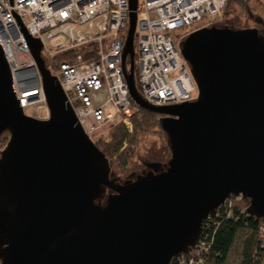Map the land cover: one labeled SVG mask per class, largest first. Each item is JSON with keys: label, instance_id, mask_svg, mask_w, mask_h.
Wrapping results in <instances>:
<instances>
[{"label": "water", "instance_id": "95a60500", "mask_svg": "<svg viewBox=\"0 0 264 264\" xmlns=\"http://www.w3.org/2000/svg\"><path fill=\"white\" fill-rule=\"evenodd\" d=\"M138 0L122 51L130 97L159 114L170 158L125 180L83 130L58 78L25 31L49 109L23 112L0 47V264H168L195 246L229 196L264 218V30L202 26L179 43L197 97L154 106L134 79ZM245 9L246 0H243ZM128 59V70L126 60Z\"/></svg>", "mask_w": 264, "mask_h": 264}, {"label": "built area", "instance_id": "2783aa9c", "mask_svg": "<svg viewBox=\"0 0 264 264\" xmlns=\"http://www.w3.org/2000/svg\"><path fill=\"white\" fill-rule=\"evenodd\" d=\"M225 3L141 0L139 6L137 1L134 79L143 99L163 106L197 97L190 66L180 51L179 31L215 17ZM128 13V0H0V47L23 111L32 109L40 119L49 116L26 31L40 40L41 57L58 78L77 121L90 137L115 118L124 121L133 115L139 106L130 97L122 66ZM63 53L68 57L55 59ZM210 218L204 220L195 246L172 257L168 264H194V257L207 249L205 229ZM259 230L264 237L263 219Z\"/></svg>", "mask_w": 264, "mask_h": 264}, {"label": "trees", "instance_id": "16d2710c", "mask_svg": "<svg viewBox=\"0 0 264 264\" xmlns=\"http://www.w3.org/2000/svg\"><path fill=\"white\" fill-rule=\"evenodd\" d=\"M231 1L243 3V0L226 2ZM66 54L68 53L57 54L55 59H65L68 57ZM139 93L141 94L140 90ZM156 118L157 113L139 108L131 116L134 127L132 134L116 126L106 134L100 135L94 143L106 157L114 158L123 165L130 156L134 135L138 132H148L157 126ZM124 141L128 142V146L122 149ZM227 201L209 219L205 229L208 246L194 259V264H227L236 244L239 246L240 264H264V237L259 230L262 219L244 213L246 206L240 207L236 202L227 206L229 204Z\"/></svg>", "mask_w": 264, "mask_h": 264}, {"label": "rangeland", "instance_id": "374dc122", "mask_svg": "<svg viewBox=\"0 0 264 264\" xmlns=\"http://www.w3.org/2000/svg\"><path fill=\"white\" fill-rule=\"evenodd\" d=\"M227 1V0H226ZM141 0H138V5L140 6ZM246 6L249 12L245 9L243 3H230L226 2L218 15L201 21L200 23L194 24L191 27H185L179 31L178 37H184L189 32L200 28L202 26H208L214 24L216 26L222 27L227 26L233 29H243L248 27H253L259 31L264 30V0H246ZM176 34V31L173 32ZM47 64L46 60L44 61ZM47 67V66H46ZM136 68V66H135ZM24 112V111H23ZM27 115L36 117V114L32 109L26 110L24 112ZM132 116V115H131ZM131 116L129 118L121 119V117L115 118L111 124L106 125L92 137L96 140L100 135L106 134L108 131L114 129L116 126L122 127L128 134H132L134 127L132 123ZM160 115L158 114V117ZM157 120V118H156ZM130 136V135H129ZM9 138V133L7 131L0 135V151L4 148L7 140ZM130 156L125 162V164L120 165L118 161L114 158H108V164L111 169V173L115 177H119L120 180H125L129 178L130 175L140 173L142 169H145V163L156 162L164 166L170 158V150L167 143V139L163 132L155 126L148 132H138L134 135V141L131 144ZM128 146V142L123 143L122 149ZM228 197L230 206L233 202L240 207L248 205V199L240 196ZM234 197V198H233ZM263 219L264 218H259ZM201 254V253H200ZM199 255V254H198ZM196 255L194 258H197ZM227 264H240L239 257V246L236 244L231 251Z\"/></svg>", "mask_w": 264, "mask_h": 264}, {"label": "flooded vegetation", "instance_id": "af4514ba", "mask_svg": "<svg viewBox=\"0 0 264 264\" xmlns=\"http://www.w3.org/2000/svg\"><path fill=\"white\" fill-rule=\"evenodd\" d=\"M147 163H149V162H147ZM147 163H145V166H146ZM143 170H144V169H142L140 172H142ZM113 177H115L114 174H113ZM118 179H120V178L118 177Z\"/></svg>", "mask_w": 264, "mask_h": 264}]
</instances>
